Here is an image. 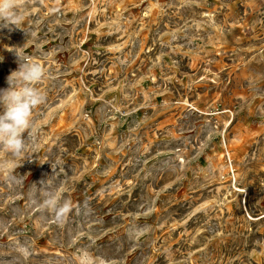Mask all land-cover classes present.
I'll return each mask as SVG.
<instances>
[{"label": "rangeland", "instance_id": "obj_1", "mask_svg": "<svg viewBox=\"0 0 264 264\" xmlns=\"http://www.w3.org/2000/svg\"><path fill=\"white\" fill-rule=\"evenodd\" d=\"M15 11L0 88L19 57L45 101L0 147V264H264V0Z\"/></svg>", "mask_w": 264, "mask_h": 264}, {"label": "clouds", "instance_id": "obj_2", "mask_svg": "<svg viewBox=\"0 0 264 264\" xmlns=\"http://www.w3.org/2000/svg\"><path fill=\"white\" fill-rule=\"evenodd\" d=\"M16 0H0V28L15 26L20 17L15 11ZM43 75L37 63H27L18 57V68L6 80L7 87L0 88V147H6L16 156L26 155L28 132L33 124V109L45 101V96L36 87ZM44 206L53 210L57 218L71 211V202L49 198Z\"/></svg>", "mask_w": 264, "mask_h": 264}]
</instances>
